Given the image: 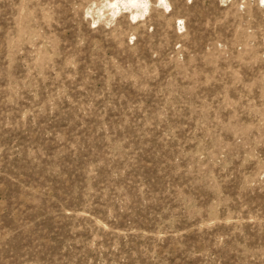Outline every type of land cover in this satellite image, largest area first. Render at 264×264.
Instances as JSON below:
<instances>
[{
    "label": "rangeland",
    "instance_id": "obj_1",
    "mask_svg": "<svg viewBox=\"0 0 264 264\" xmlns=\"http://www.w3.org/2000/svg\"><path fill=\"white\" fill-rule=\"evenodd\" d=\"M0 264H264V0H0Z\"/></svg>",
    "mask_w": 264,
    "mask_h": 264
}]
</instances>
